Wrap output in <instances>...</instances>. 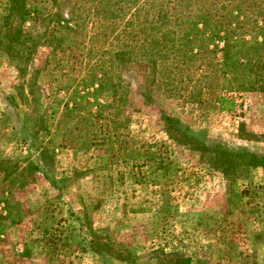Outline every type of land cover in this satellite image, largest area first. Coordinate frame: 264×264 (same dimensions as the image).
<instances>
[{
	"label": "rangeland",
	"instance_id": "1",
	"mask_svg": "<svg viewBox=\"0 0 264 264\" xmlns=\"http://www.w3.org/2000/svg\"><path fill=\"white\" fill-rule=\"evenodd\" d=\"M97 1L26 0L40 10L31 20L0 0V264H264V169L224 176L202 150L220 143L264 154V92L225 91L210 66L220 53L201 37L189 51L181 46L192 32L186 24L172 50L159 46L153 66L137 26L156 11L178 26L171 14L179 2L141 0L127 61L112 72L126 97L119 111L106 112L117 129L110 125L102 143L92 75L114 41L112 32L99 36L106 15L89 11ZM202 5L190 0L188 14ZM47 13H59L61 26L81 24L82 33L60 44L65 30L50 25L55 51L32 48Z\"/></svg>",
	"mask_w": 264,
	"mask_h": 264
},
{
	"label": "trees",
	"instance_id": "2",
	"mask_svg": "<svg viewBox=\"0 0 264 264\" xmlns=\"http://www.w3.org/2000/svg\"><path fill=\"white\" fill-rule=\"evenodd\" d=\"M140 1L98 0L94 6H91L93 9L89 10L95 13L96 16L106 15L99 19L101 23L99 36L102 37L103 32L107 33L109 31V33H113L112 40L114 41V45L111 44V49L102 52L96 65L97 70L96 72L94 70L92 75V78L97 82V86L91 94L94 98L93 106L96 113L94 118L97 120L98 132L101 135L99 139L102 143L106 141L103 132L105 134V131L109 130V126L116 122V120H108L106 112L116 109L119 111L126 97L125 90H122L120 84L118 85L113 81L112 72L117 65L127 61L129 53L127 51V30L128 27L133 26L134 21H139L135 18L139 15ZM142 2L145 6H149L155 0H142ZM178 2L176 12L173 15L171 14V16L182 20L179 21L178 26L176 23L172 24V17L163 11H156L153 15L148 12L137 26L138 28L141 27L140 31L146 30L144 37L151 46L149 56L152 59L153 66H156L159 46L163 43H169L168 50H172L176 43L173 35L186 24L191 26L192 35L190 32L184 34L181 46L189 51L192 42L201 37L202 44L207 48V51L214 55L220 53L221 61L214 58L210 66L215 70V73L218 72L213 74V78L220 74L223 75L227 87L225 91L264 92V0H202V7L196 9L193 14L191 12L188 14L190 0H178ZM5 3L10 14H17L19 17L31 14V20L38 19L40 10L37 6H31V9H28L26 0H6ZM76 8H78L77 5L73 4L69 12L71 19L76 17L75 13L78 12ZM173 9L175 10L174 6ZM127 13L129 17L122 18ZM45 17L43 33L37 37H33L31 33V47L34 49L42 43L55 51L53 42L57 40V36L54 34V29L49 28L50 25L56 26L60 32L65 30L67 35H62L64 38L59 40L60 44L69 37L68 35L78 32L80 36L82 33L83 27L81 24L74 26L76 30L69 27V21H65V25L61 26L62 21L59 13H47ZM164 20L166 23L162 25L161 21ZM150 21H152L150 26L152 32L151 35H147V23ZM160 25L161 28L169 31H165L157 37V34L154 33L159 34ZM199 26L202 28H199ZM116 27L119 29L118 31L115 29ZM259 36L261 37L259 38ZM93 38L98 40V36ZM77 43L81 44L80 42ZM19 45H22V43ZM203 45L200 46V50L203 49ZM184 56H187L186 52ZM194 57L195 55L189 56V58ZM227 85H230L231 88ZM215 100L221 105L229 102L228 99L221 96H216ZM75 105L77 107L79 104L76 103ZM166 122L172 129L178 128L179 122L177 119L167 117ZM115 125H113L114 128H116ZM184 137L187 139V143L196 141L191 136L184 135ZM111 139H113L111 136H107V140L111 141ZM202 150L207 154V162L215 169L220 170L224 176L234 175L243 168L264 169V154L245 149L229 148L220 143L204 144ZM132 156L133 154L130 157ZM33 169L38 168L34 166ZM95 251L100 250L95 249Z\"/></svg>",
	"mask_w": 264,
	"mask_h": 264
}]
</instances>
